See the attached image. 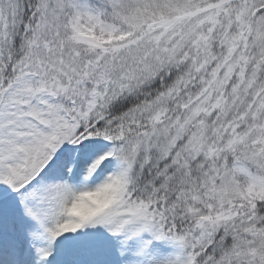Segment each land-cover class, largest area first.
I'll return each instance as SVG.
<instances>
[{
	"label": "snow or ice",
	"instance_id": "obj_1",
	"mask_svg": "<svg viewBox=\"0 0 264 264\" xmlns=\"http://www.w3.org/2000/svg\"><path fill=\"white\" fill-rule=\"evenodd\" d=\"M0 264H264V0H0Z\"/></svg>",
	"mask_w": 264,
	"mask_h": 264
}]
</instances>
